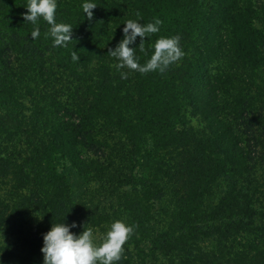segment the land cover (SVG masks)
<instances>
[{
  "label": "trees",
  "instance_id": "16d2710c",
  "mask_svg": "<svg viewBox=\"0 0 264 264\" xmlns=\"http://www.w3.org/2000/svg\"><path fill=\"white\" fill-rule=\"evenodd\" d=\"M84 2L57 0L58 47L42 18L32 40L28 0H0V264H42L63 219L97 243L132 225L117 264H264V0ZM154 18L139 63L160 37L184 56L116 69L124 23Z\"/></svg>",
  "mask_w": 264,
  "mask_h": 264
},
{
  "label": "clouds",
  "instance_id": "9594fccd",
  "mask_svg": "<svg viewBox=\"0 0 264 264\" xmlns=\"http://www.w3.org/2000/svg\"><path fill=\"white\" fill-rule=\"evenodd\" d=\"M97 5L91 0H85L82 4L83 14L91 19L92 10ZM24 14L25 22L32 23L35 27L31 31L32 40L40 36L38 20L43 19L50 25L48 35L53 38V46L66 47L72 41L73 26L67 23H57L56 9L57 0H28ZM162 21L154 18L153 22L142 24L138 20L129 19L122 28L123 37L114 49L108 50V55L118 61L114 67L116 69L127 68L140 73L150 71L164 72L168 66L184 56L180 47V37H160L153 45V52L146 63L140 64L136 56V48L133 45L137 37L140 38L138 45L141 52H144V42L150 34L160 31ZM79 56L73 49L72 60L79 61ZM122 79L127 78L126 72L120 73ZM77 227L76 222L71 224L62 222L52 224L50 229L42 234V264H117L122 259L124 252L123 245L129 240L134 232L132 225L126 224L123 220L114 221L102 241L97 243L94 229L83 228L79 234L73 233L72 228ZM4 238L0 229V242ZM5 248V247H4Z\"/></svg>",
  "mask_w": 264,
  "mask_h": 264
}]
</instances>
